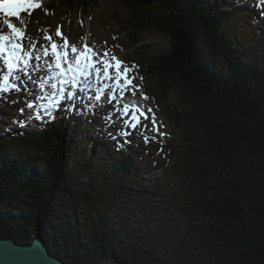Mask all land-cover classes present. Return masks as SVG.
<instances>
[{"label": "trees", "instance_id": "obj_1", "mask_svg": "<svg viewBox=\"0 0 264 264\" xmlns=\"http://www.w3.org/2000/svg\"><path fill=\"white\" fill-rule=\"evenodd\" d=\"M51 1L42 8L47 15L63 7L68 13L88 14L97 6V0ZM118 1L128 10V20L115 35L120 29L127 33L131 48L140 41L137 30L155 27L169 39L164 54L142 53L147 71L143 68L146 76L139 88L148 97L146 101L155 104L183 133L181 146L167 159L165 175L168 183L177 175L178 205L189 210L185 215L190 217L188 233L192 236L177 237L178 243L200 249L197 264L216 263L225 253L237 258L235 264H264V51L258 53L249 42L240 43L226 22L244 17L245 29L253 23L262 35L264 25L254 21L259 16L233 0H156L149 5ZM39 11L28 17L21 14L22 25L12 20L26 30L28 21L45 14ZM155 87L160 89L153 93ZM170 91L178 92V103L160 108ZM74 125L85 129V125L72 123L65 112L55 110L16 130L21 137L13 132L0 136V237L29 244L40 236L45 244H58L51 252L66 264H98L105 256L113 264H173L158 256H165L166 250L155 237L156 216L123 205L124 215L111 218L112 207L118 209L123 199V178L126 193L136 195L138 191L145 197L159 195L155 187L163 178L143 177L150 173L149 166L118 138L78 142ZM80 144L86 149H79ZM186 159L191 163L190 183ZM73 176L86 182L77 183ZM133 179L143 184L149 180L150 188L138 183L132 186ZM75 191L78 199L72 196ZM104 196L110 197L107 205L100 203ZM164 203V212L172 215ZM183 210L178 209L181 214ZM53 218L57 221L52 226ZM149 222L152 230L146 227ZM65 236L75 244L70 246ZM142 249L149 259L146 263H138L133 258L137 256L131 255L143 256Z\"/></svg>", "mask_w": 264, "mask_h": 264}, {"label": "rangeland", "instance_id": "obj_2", "mask_svg": "<svg viewBox=\"0 0 264 264\" xmlns=\"http://www.w3.org/2000/svg\"><path fill=\"white\" fill-rule=\"evenodd\" d=\"M46 1L47 0H39V3L41 5L40 8H37L41 10L39 11V13L43 11V3ZM240 1L244 2L247 6H250L251 4V7L253 6V9H255L256 12H262V14H264V7L261 6L260 0ZM37 9L31 10L30 14H33V12ZM22 14L25 17H28L29 13L25 12ZM258 15L259 19L257 20L253 17L254 21H260V25H264V19L261 20L259 13ZM0 19L3 20L2 17H0ZM125 20H128V10H126V7L118 0H97V6L94 5L88 14L84 13L83 11H79L77 13L73 12V14L70 15L68 11L63 7L62 9L57 10L55 15H47V13L45 12L43 16L39 17V20L33 21L31 19L30 21H28L30 24H28L30 27V31L25 32L22 44L26 48H28V50H31V45L34 44L36 45V51L42 52L44 46L49 45V41L45 39V37L47 36H51L52 40L57 43H62L60 38L55 34L56 29L59 27L62 33L69 39V41L76 43L77 46L81 49L83 48L84 44H88L100 54H103L105 51H107L109 53V56H116L121 59L127 66L133 68V75H135L136 77L134 83L139 86L140 81H142L146 76L143 73V68L147 71V64L145 63V60L141 58L142 53H148L157 56L164 54L169 50V39L165 34L159 32V30H157L155 27L137 30L140 41L135 46H133V48H131L132 42L129 41L127 33L122 32V30L120 29L121 32L117 34L118 36L115 35L117 28L122 27ZM244 22H246L245 18L240 17L237 22L231 21L226 22V24L231 28L230 32L235 39H237L240 43H242L243 41L249 42L256 52L261 53L262 51H264V35H262L258 31V26L254 25L253 23H250L248 29H245V26L243 25ZM18 26L21 27L20 25ZM0 29L8 31L2 22H0ZM142 45L145 47L142 48ZM259 55L260 54H258V56ZM40 63L42 67L39 71H42V69L44 70L42 73H39V71H33L32 74L34 79L32 81H28L27 77H23V81H28L27 84H25L21 80H15V85L18 84L20 86L16 85V88H10V90L7 92L0 90V133L2 134V136L3 133H5V128H8H3L4 124L6 123V119L8 120V124L12 125L13 128L19 127L18 130H23V128L28 124V121L33 120L36 114L43 115V112H45V108H48V113H52V110L54 109H57L60 112L68 108L69 111L67 115L69 116V118L72 117V119H70L72 123H77L80 121V119H84V117L86 119H89L85 131L73 129L75 138L78 142H84L85 138L94 140L96 138H99L100 136H111L113 138H118L120 140L118 142L130 144L136 155L142 158L143 163H146L147 168L148 165L149 167H151V173L148 174V176L161 177L163 178V183L155 187V190L159 195L154 197H145L140 195L141 193H139L138 191L136 195L126 193L124 191L125 178H123L121 180V185L123 188V199L120 200L117 207L118 209H116L115 206L112 207L111 218H117L118 216L124 215L121 213V208L123 205H134L142 212L151 216H156L158 219V223L154 224H156L155 231H158V235H156L155 237L161 242L160 246L162 250H166L165 256H163L161 253L158 256L171 259L173 262H171L170 260L169 262L173 264L176 262L177 264H197V260H201L200 257H202L201 253L199 252L200 249H198V251L194 248V246H186L187 244L184 242H180L179 244V240L176 239L180 236H192L188 233V229L191 228V226L189 227L188 224V218L190 217H187L185 215V212H189V210L186 209L187 206L178 205L177 202L178 199L176 195L181 192H175V190H177L175 186L178 184V179H175L177 175H175L174 179H171V183L165 181V175L167 173V159L174 156L176 149L178 145H180L179 143L183 138V133L180 127L175 124L172 119H168L165 114L162 113V115L155 108V104H153L155 106L154 107L153 105L147 103L143 98L139 87L134 94L132 90L126 91L123 96H120V94L117 93L116 100L110 102L111 90L104 87L105 82L103 81V77H101L100 81H97L95 78V74H93V76L91 77V88L83 87V85L86 84V81L81 78L80 87L74 90L66 89V91L72 90L75 92V97L73 100H68L63 96H56L54 99H49V107H46V105L40 99L31 98V96L36 95L37 92L43 93V91L40 88L36 89L32 86H29L33 83H39L40 79H43V77L46 79V77L52 75V73L43 66V59L40 61ZM6 72V66H4L3 60L0 59V85L4 83L3 77ZM112 74L114 75V72ZM148 77L149 76H147V78ZM13 81L14 76L9 77L10 84ZM50 84L51 83L49 82V85ZM97 88L102 89V91L99 92V99L96 98ZM32 89H34V91H31ZM158 89L160 88L155 87L153 93H155V90ZM174 91L168 92L166 96L167 100L160 101V108L172 106L178 103V92ZM52 92H50V96ZM127 95L132 96H129V100L125 101L124 98ZM130 100L131 102H129ZM29 104L32 105L31 108L28 107ZM124 105H128V107L132 110L142 108L146 111L147 109L151 108L153 112L148 113V120H144L143 117H141V124L133 129L132 127L126 126L124 124V120L130 119V115L124 117L121 116L120 112L117 111V109L122 110ZM52 107H54V109H50ZM77 110V115H75V112ZM153 114L156 118L155 125H153L151 121V117ZM92 117L93 119H91ZM74 128H77L76 125H74ZM13 134L21 137L19 135V131H13ZM90 136H92V138H90ZM83 148L86 149V145L80 144L79 149ZM191 162L194 163L193 160H191ZM184 167L187 171L186 176L187 178H189L188 182L190 183L191 177H193V175L191 170V163L187 159L184 163ZM2 176L3 175H0V182H3ZM7 179L11 183L15 182L12 178ZM73 179L74 181L77 180L75 181L77 183L86 182L85 178L77 179L76 176H73ZM148 181H144L145 186H147L145 188L147 189L150 188L148 185ZM136 183H138L137 185L140 186L144 185L143 182L139 183V181L136 179H133L132 184H130L133 186V184ZM99 190L100 189H98V191ZM62 193L65 194L64 199L67 202L69 199L66 197V192L63 191ZM69 196L71 197V195ZM72 196L78 199L76 191L73 192ZM109 198V196H104V200L100 201V203L102 204L104 202V205H107V203L110 201ZM163 200L169 204L172 210V215H168L164 212L166 209ZM95 206H98V203H95ZM178 209H184L183 213H179ZM69 211L71 212L70 208ZM77 211H79V209H77ZM55 212L59 214V210L56 209ZM138 216L139 215H137V217ZM174 216L179 217L178 219H176ZM172 217L174 218L175 223H173V221L171 220ZM52 220L53 221L50 220L49 223L53 226L57 219L53 218ZM194 221H197V218L194 219ZM146 227L150 230L153 229V225L151 222H149ZM65 237L67 238V243L70 246H72V244H75V242L70 239L69 236ZM152 237L154 238V236ZM166 237H168V240H164ZM54 244H46L50 247V252H53L56 249V246H58L57 243L55 245ZM162 245H164V247H162ZM157 250H160V247H158ZM141 253H143L142 255L144 257L141 256L140 253L131 255L137 256L133 258H135L138 263L140 261L144 263L148 262L149 259L145 255L146 251L142 249ZM225 254L226 257H218V261L216 263L213 262L212 264H229V262H233V264H235L237 258L233 255H230L229 253ZM207 256L208 255L205 253L204 257ZM166 263L168 262L166 261ZM98 264L113 263L110 258H107L105 256L99 261Z\"/></svg>", "mask_w": 264, "mask_h": 264}, {"label": "snow or ice", "instance_id": "obj_3", "mask_svg": "<svg viewBox=\"0 0 264 264\" xmlns=\"http://www.w3.org/2000/svg\"><path fill=\"white\" fill-rule=\"evenodd\" d=\"M261 6L264 7V0H261ZM40 7L39 0H0V13L3 14L2 23L8 30L0 29V59L3 60L7 69L0 90L7 92L10 88H16L15 80L23 81V77L32 81L34 79L32 73L41 69L40 61L43 59V66L52 73L46 79L49 82L55 81L51 83L53 99L56 96H63L68 100H73L75 92L66 91V89L74 90L80 87L81 78L86 81L83 87L91 88L93 74L97 81L103 77L104 87L111 90L110 102L116 100L117 93L120 96H123L128 90L135 93L139 86L134 83L136 77L133 75V68L127 66L118 57L109 56L107 51L103 54L96 52L88 44H84L81 49L76 43L70 42L59 27L55 34L62 43H57L52 40L51 36H47L45 39L49 41L50 48L49 45H45L42 52H37L36 45L33 44L31 50H28L22 44L25 32L22 27L13 22L12 18H16L22 25L25 21L21 14L25 12L30 14L31 10ZM13 76L14 81L10 84L9 77ZM28 81L23 82L27 84ZM39 85L41 89L45 87L44 79H40ZM100 91L102 89H96L97 99L100 98ZM43 98L47 99V97ZM144 99H148V97L144 96ZM28 107L31 108L32 105L29 104ZM44 111L47 112V108ZM117 111L124 117L130 115V119H125L124 124L133 129L141 124V117L148 120V113L153 112L151 108L146 111L142 108L132 110L128 105H124L122 110L117 109ZM151 121L153 125L156 124L154 114Z\"/></svg>", "mask_w": 264, "mask_h": 264}, {"label": "water", "instance_id": "obj_4", "mask_svg": "<svg viewBox=\"0 0 264 264\" xmlns=\"http://www.w3.org/2000/svg\"><path fill=\"white\" fill-rule=\"evenodd\" d=\"M126 1L145 5L156 2V0ZM43 243V240L35 237L33 244L20 246L11 240L0 238V264H66L62 258L51 257Z\"/></svg>", "mask_w": 264, "mask_h": 264}, {"label": "bare ground", "instance_id": "obj_5", "mask_svg": "<svg viewBox=\"0 0 264 264\" xmlns=\"http://www.w3.org/2000/svg\"><path fill=\"white\" fill-rule=\"evenodd\" d=\"M44 70V69H43ZM131 97V96H130ZM129 102H131V100L129 101ZM60 116V115H59ZM52 117V116H51ZM61 117V116H60ZM37 118V117H36ZM54 118V117H53ZM57 118V117H56ZM60 119V118H59ZM53 120V119H52ZM22 121V120H21ZM2 136V135H1ZM70 137V136H69ZM89 149V148H88ZM38 238H40L41 240H43L42 239V237H40V236H37ZM1 238V237H0ZM6 238V237H5ZM35 238V237H34ZM34 238L30 241V243L29 244H21V243H18V242H16V241H14L13 239H11V238H6V239H8V240H11V241H13L15 244H18V245H20V246H23V245H30V244H33V242H34ZM43 245H44V247L46 248V252H48V254L51 256V257H53L54 258V255L52 254V252H50V247H48L46 244H44L43 243Z\"/></svg>", "mask_w": 264, "mask_h": 264}]
</instances>
